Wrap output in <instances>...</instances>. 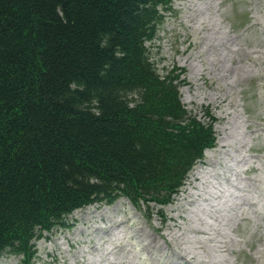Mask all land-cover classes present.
I'll return each instance as SVG.
<instances>
[{
	"label": "trees",
	"instance_id": "1",
	"mask_svg": "<svg viewBox=\"0 0 264 264\" xmlns=\"http://www.w3.org/2000/svg\"><path fill=\"white\" fill-rule=\"evenodd\" d=\"M169 1L0 0V254L95 203L168 205L214 146L149 58Z\"/></svg>",
	"mask_w": 264,
	"mask_h": 264
},
{
	"label": "rangeland",
	"instance_id": "2",
	"mask_svg": "<svg viewBox=\"0 0 264 264\" xmlns=\"http://www.w3.org/2000/svg\"><path fill=\"white\" fill-rule=\"evenodd\" d=\"M160 13L150 61L213 124L214 146L168 205L92 204L37 236L31 260L4 251L0 264H264V0H170Z\"/></svg>",
	"mask_w": 264,
	"mask_h": 264
}]
</instances>
